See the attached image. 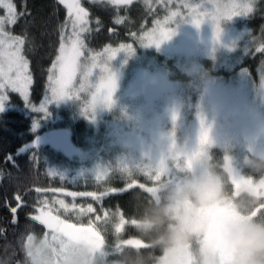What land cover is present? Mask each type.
Masks as SVG:
<instances>
[{"label":"rangeland","instance_id":"1","mask_svg":"<svg viewBox=\"0 0 264 264\" xmlns=\"http://www.w3.org/2000/svg\"><path fill=\"white\" fill-rule=\"evenodd\" d=\"M100 2L115 6L108 0ZM247 2L155 0L156 18L143 30L151 31L155 22L162 23L171 11L179 10L184 14L186 10L182 5L185 3L198 7L202 25L199 29L184 21L168 25V30L173 29L175 35L159 49L141 46L137 39V34L141 32L139 30L130 42L107 45L97 51L87 50L85 55H96L109 49L116 52V58L110 60L107 55L101 57L98 66L92 69L85 89L77 92L78 99L66 98L48 103L46 111L37 109L44 103L45 95H50L48 86L38 103L31 101L32 82L28 87L27 101L19 93L8 89L3 111L0 112L17 110L33 116L30 119L32 130L36 133L33 140L20 148L19 152L27 151L31 157L44 162L47 175L57 179L58 183L65 181L71 185L69 188L55 187L61 189L58 192H44L40 195L41 199H48L50 203L53 199H64L71 204L73 198L65 196V192L86 191L73 189L77 185H93L94 189L87 192L97 195L106 188L117 190L109 194L128 190L120 173L113 170L121 166L133 169L158 166L160 158L170 155V137L173 134L176 150L190 153L198 146L201 120L210 129L213 153H217L219 158L227 153L239 163L250 150L264 151V66L258 68L255 79L248 75L247 69L238 68L247 56L245 17L221 21L217 38L210 15L215 11L214 5ZM3 14V10H0V15ZM121 45H130L134 54L128 56L124 51L117 52ZM83 60L84 57H81V62ZM105 62L116 78L113 102L110 107L97 105L91 110L92 96L97 95L98 101H102L104 96L100 85ZM88 66L91 68L90 61ZM221 68L225 69L227 75L220 74ZM81 80L78 70L73 82L74 91L79 89ZM12 96L20 99L21 103L13 101ZM85 107H89V111ZM181 162L186 164L183 158ZM165 163L167 165L171 161L166 160ZM50 172L53 174L50 175ZM108 180L111 183L106 187L104 182ZM140 183H145L147 187L152 186L153 182H146L144 177L142 182L136 180L134 186ZM79 197L75 199L78 206L92 204L95 208L107 196L100 203L91 196L85 199ZM85 202L88 203L84 205ZM85 217L79 223H85L82 222ZM61 218H64L63 213ZM68 222L77 223L74 218Z\"/></svg>","mask_w":264,"mask_h":264},{"label":"clouds","instance_id":"2","mask_svg":"<svg viewBox=\"0 0 264 264\" xmlns=\"http://www.w3.org/2000/svg\"><path fill=\"white\" fill-rule=\"evenodd\" d=\"M213 148L212 142L197 146L187 153L190 167L172 166L152 179L151 191L131 194L133 238L123 239L128 221L119 213L97 225L111 233V243L29 223L0 246V264H223L225 256L227 264H264V151L250 150L237 163L227 153L216 157ZM220 209L228 211L215 219L209 237V213Z\"/></svg>","mask_w":264,"mask_h":264},{"label":"snow or ice","instance_id":"3","mask_svg":"<svg viewBox=\"0 0 264 264\" xmlns=\"http://www.w3.org/2000/svg\"><path fill=\"white\" fill-rule=\"evenodd\" d=\"M92 3H99L100 0H90ZM145 6L149 12L152 11L151 0H144ZM108 3L119 7L123 5L127 7L132 3V0H108ZM260 0H248L247 3H229L224 5H214L215 11L212 12L211 20L215 26V35L219 38L220 35V23L221 21L231 20L234 17L248 18L256 10H259ZM58 4L62 5L67 11V18L63 24L59 26L60 29V43L52 62L51 67L48 69V91L50 95H45L44 103L37 109L38 111H46V106L51 102H59L66 98L78 99L77 92L83 91L87 86L88 77L92 74V69L98 66V62L101 61V57L107 55V58L113 60L116 58V52H111L109 49H105L103 53L96 55H85L87 49L82 39L85 33H90L92 30L89 25V12L82 6L80 0H58ZM167 7V4H165ZM182 7L186 10L184 14H181L179 10L171 11L170 15L166 16L164 21L155 22V26L151 31H145L141 29V32L137 34V39L140 45L143 47L155 46L157 49L166 41L170 40L174 35V30H168L167 26L175 24L177 21H184L191 23L195 28L199 29L202 25L201 14L197 6L185 3ZM203 7V6H200ZM0 10H3L5 14L0 15V111H3L4 102L7 99L5 93L8 89L13 92H17L26 101L28 99V87L32 82V78L28 73V62L22 55V49L26 44V39L20 35H16L11 31L17 23L20 17L24 16V12H18L17 7L13 0H0ZM264 11V10H261ZM97 25L100 21H96ZM116 24H123L125 21L117 16L115 19ZM71 29L70 33L68 29ZM264 27V26H262ZM124 51L126 55L131 56L134 54V50L130 45H121V48L117 50ZM255 51L264 54V43H259ZM81 57L84 60L81 62ZM91 62V68L88 64ZM80 70L82 80L80 82L79 89L74 91V79L76 78L77 71ZM116 78L110 71V67L105 66L103 68V78L100 85V90L104 92L102 101H98L97 95L92 96L90 104L91 110L97 105L111 106L112 97L116 90ZM86 111H89V107H85ZM176 120V116H173V121ZM174 137V134H173ZM170 137V155L168 157H162L159 159V165L152 166H138L137 168H129L121 166L114 172L120 173V178L128 189H132L136 185V179L139 174H143L146 182H152L153 178L158 179V173L167 171L172 164L176 168H179L181 164V158L186 160V164L191 166V158L186 153H181L176 150L174 138ZM210 129L205 127L204 121L201 120V130L199 134L198 146L199 149H203L206 145L210 144ZM198 152L193 153V156ZM11 160V158H8ZM227 159V158H225ZM166 160L171 163H165ZM52 175L53 173H49ZM99 178V177H97ZM2 179V175H0ZM63 180V177H60ZM138 190H145L147 193L151 191V186H145V183H140L137 186ZM37 193L41 192H58L61 189H41L37 187L35 189ZM110 191H117L116 189H104L99 195L95 192H65V196L73 198L71 204L66 203L64 199H53L50 203L48 199L38 200V206L34 209L33 213L27 214L26 218L29 219L34 227L38 222L39 226L43 229H47L46 232H52L54 235H62L68 238H85L95 244H102L105 239L101 233L98 232L97 225L101 221V216L96 215L95 219L91 214L96 213L92 204H88L86 207L83 205H77L75 199L77 196L88 197L91 196L94 201L100 203L103 197L108 196ZM120 195H124V190L119 191ZM17 201L21 200L19 195L16 197ZM58 206V207H57ZM13 214V219L9 222L13 229L18 226V218L16 216L17 208L12 207L10 209ZM104 214V218L109 215L103 207L100 209ZM227 209L212 210L209 215L213 218V222L209 224V237L214 235L215 219L223 216L227 213ZM63 213L64 218H61ZM119 213L122 219H124L123 212L120 207L117 206L115 212ZM84 216H88V226H84L79 223ZM74 218L77 223L68 222L69 219ZM125 220V219H124ZM79 224V226H78ZM119 230V229H118ZM7 227L0 226V238H7ZM223 264H227V257H224Z\"/></svg>","mask_w":264,"mask_h":264},{"label":"trees","instance_id":"4","mask_svg":"<svg viewBox=\"0 0 264 264\" xmlns=\"http://www.w3.org/2000/svg\"><path fill=\"white\" fill-rule=\"evenodd\" d=\"M155 0H151L152 11L149 12L145 6L144 0H134L127 7L121 5L108 6L101 2L92 3L90 0H80L89 12V28L92 30L84 37V44L87 50L97 51L107 45H118L130 42L139 30L144 26H149L156 18ZM18 12H24L18 23L11 28V31L26 39V44L22 52L29 63V70L32 78L31 101L38 103L42 100L49 76L48 69L55 59L60 43L59 26L67 18V11L58 0H13ZM162 5L159 6L161 11ZM264 0H260L259 10H256L248 18H244L243 24L246 27L248 39L247 56L238 68L247 69L248 75L255 79L258 68L264 66V54L255 51L258 42L264 38ZM117 16L125 21L123 24H116ZM100 24L97 25L96 21ZM239 50L238 52H241ZM237 68L234 69V71ZM212 74V72H211ZM220 74H225L224 68H221ZM12 100L21 103L20 99L12 96ZM19 107V106H18ZM66 113V112H64ZM33 116H27L17 110H7L0 112V226L7 227V238L12 239L14 235L23 230L26 224L32 223L26 218L27 214L33 213L38 206L40 195L37 193V187L41 189H50L55 187H70L71 185L63 181L58 183L57 179L47 175L44 162L31 157L27 151L19 152L26 143L33 140L36 133L32 130L31 119ZM68 124V123H67ZM66 127H69V125ZM35 128V127H34ZM216 157H220L214 153ZM33 156V155H32ZM8 158H11L9 160ZM144 176L137 177L139 182L143 181ZM111 181H105L106 187L110 186ZM116 184V183H115ZM120 185V184H119ZM71 189V188H70ZM73 189L90 191L94 189L93 185H77ZM139 191L137 186L125 190L124 195L119 193L109 194L103 199L100 206H96V213L91 214L95 219L96 215L104 218L100 209L103 207L110 213L115 212L117 206L123 212L125 221L122 236L124 240L133 238L134 229L130 224V218L133 216L131 194ZM19 195L21 200L18 202L16 197ZM85 199L86 197H79ZM88 203L85 202L84 205ZM17 208L16 216L18 226L13 229L9 223L13 219L10 209ZM89 217L86 216L82 224H88ZM100 222V221H99ZM97 222V223H99ZM87 223V224H86ZM36 228L45 231L42 226L36 224ZM106 242H113L111 233H101ZM5 243V239L0 238V246Z\"/></svg>","mask_w":264,"mask_h":264}]
</instances>
